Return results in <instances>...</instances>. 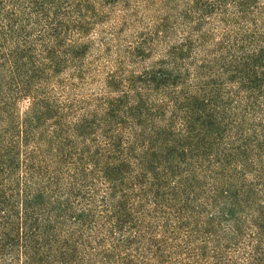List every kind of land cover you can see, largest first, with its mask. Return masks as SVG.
Wrapping results in <instances>:
<instances>
[{
	"label": "trees",
	"instance_id": "obj_1",
	"mask_svg": "<svg viewBox=\"0 0 264 264\" xmlns=\"http://www.w3.org/2000/svg\"><path fill=\"white\" fill-rule=\"evenodd\" d=\"M0 264H264V0H0Z\"/></svg>",
	"mask_w": 264,
	"mask_h": 264
},
{
	"label": "rangeland",
	"instance_id": "obj_2",
	"mask_svg": "<svg viewBox=\"0 0 264 264\" xmlns=\"http://www.w3.org/2000/svg\"><path fill=\"white\" fill-rule=\"evenodd\" d=\"M148 14H146V16H149V14L151 15L152 14V11H147ZM115 18V16H113L111 18L110 21H112L113 19ZM138 28V24L135 23L134 25H132L131 28H128L127 30L123 31L122 32V35H121V39L119 41V45L123 48H125L126 46H129L130 42L132 41L133 39V36L136 32ZM103 63L107 64L108 63V59H103ZM28 106V101L27 100H19L17 105H16V108L18 109L19 112H23L26 107Z\"/></svg>",
	"mask_w": 264,
	"mask_h": 264
}]
</instances>
